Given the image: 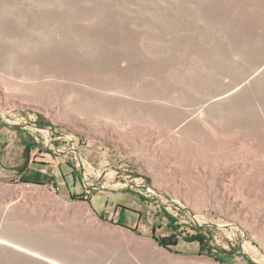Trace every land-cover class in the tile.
<instances>
[{
	"label": "rangeland",
	"instance_id": "1",
	"mask_svg": "<svg viewBox=\"0 0 264 264\" xmlns=\"http://www.w3.org/2000/svg\"><path fill=\"white\" fill-rule=\"evenodd\" d=\"M0 264H264V0H0Z\"/></svg>",
	"mask_w": 264,
	"mask_h": 264
}]
</instances>
